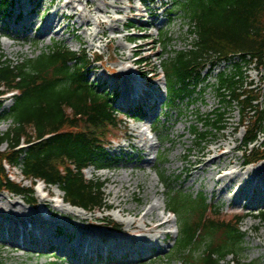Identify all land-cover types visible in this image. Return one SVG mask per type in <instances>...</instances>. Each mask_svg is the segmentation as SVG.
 <instances>
[{
	"label": "trees",
	"instance_id": "trees-1",
	"mask_svg": "<svg viewBox=\"0 0 264 264\" xmlns=\"http://www.w3.org/2000/svg\"><path fill=\"white\" fill-rule=\"evenodd\" d=\"M0 0V15L10 2ZM188 21L194 37L190 49L173 51L164 64L169 83V104L192 97L200 87V73L207 60L232 61L256 67L264 65V0H174ZM170 40L164 36L167 48ZM85 53L55 44L38 55L14 64L0 52V125L10 122L0 133V192L25 196L31 189L12 182L4 164L19 169L31 184L39 180L58 187L65 200L85 211L104 206L103 184L84 179L89 166L103 169L110 163L105 142L119 127L113 109L114 97L99 93L87 81L89 69ZM217 91L223 104L238 106L240 127L245 131L246 161L264 158V151L250 150L264 130V110L259 95L245 86L241 67L235 74L218 76ZM12 96V106L4 111L2 96ZM225 113L209 116L205 133L194 135L200 143L212 131L224 130ZM25 148H19L21 144ZM169 208L181 215V237L176 251L184 264H225L226 258L241 251L243 218L221 217L219 209L197 198L170 192ZM264 225V211L258 217ZM201 253H200V252ZM199 253V256L196 254Z\"/></svg>",
	"mask_w": 264,
	"mask_h": 264
},
{
	"label": "rangeland",
	"instance_id": "rangeland-1",
	"mask_svg": "<svg viewBox=\"0 0 264 264\" xmlns=\"http://www.w3.org/2000/svg\"><path fill=\"white\" fill-rule=\"evenodd\" d=\"M38 1V0H31ZM45 4H51L46 11L42 8L37 9L36 13L32 16H26L27 10L22 4L26 0H14L9 3L7 10L4 14L0 15V52L7 61L18 64L27 61L38 55L39 51H44L48 47H52L55 44H61L68 50L76 53H85L88 57V61L91 62L94 54L101 57V63H97L92 66L89 73L86 74L87 81L91 83L99 93L117 92L122 93L117 85L122 80V74L119 72L118 60L121 52L125 55H130L133 51L140 53L139 56L143 57L145 64L140 66L139 70L145 72H152L158 76L155 84L160 91L164 86L166 77L164 74V64L169 61L170 54L173 51L187 50L191 48L194 42V37L189 35L188 21L185 15L176 8L174 0H75V6L77 10L82 12V8L85 2H92L94 7L99 5L101 12L91 9H85L83 13L87 18L91 15L94 18L92 25L84 30L86 34L81 35V30L72 31L71 26L67 29H63L65 24L52 28V34L48 37H40L41 26L47 20L49 15L55 11L56 0H42ZM141 1V2H140ZM104 2L111 4V8H105ZM130 2V3H129ZM130 6V7H129ZM28 8V7H27ZM137 8L138 12L135 11ZM108 13L104 14V10ZM115 9L119 10V13L115 12ZM12 13H20L22 17L20 19L13 20L14 17L8 16ZM69 13V10H65ZM10 17V18H9ZM32 20V24L24 22V18ZM40 20H42L41 23ZM96 21L104 23L102 31L105 35L101 39H95L93 45L90 47L88 44L90 41V34H95L100 31L96 26ZM118 21V23H117ZM15 22V23H14ZM153 23L152 26H148V23ZM163 24L160 25V23ZM131 24L132 29H126L125 25ZM112 28L118 31L112 32ZM140 28V31H137ZM64 34H60V31ZM13 34H16V38L13 39ZM145 36L146 40L136 41L134 44H128L126 39L128 37ZM166 36L170 41L167 44V48L163 43V37ZM137 40V39H136ZM9 45V46H8ZM90 47V48H89ZM122 47L126 49L121 50ZM136 49V50H134ZM138 49V50H137ZM132 51V52H131ZM132 60H136L132 57ZM237 65L241 67V72L244 76L245 86H249L259 95L258 105L264 110V66L257 68L253 64H243L239 59L232 61L216 62L214 59L207 60L205 62V69L200 75L201 84L195 94L189 99L175 102L172 107L162 106L154 108V112L160 116L156 123H151L155 127V132L148 131V125L143 126L144 121L135 122L123 115L116 114L118 123L120 126L109 133L112 134V138L115 140L108 143V156L111 159L108 169L102 171H96L93 168H89L84 172L86 180H94L99 183H103V195L104 205L111 203V197L107 195V191L114 189L108 181L104 180L103 175L119 174L121 177H125L128 171L132 170L134 174H143L147 183L155 182L158 194L152 195L149 191L148 199L151 202L164 201L168 207V196L172 191L175 193H182L186 196L198 197L200 194L207 200L208 205H212L219 209L221 217L230 219L232 216L238 215L243 217L248 215L249 217L244 219L240 224L241 232L244 234L243 242L240 246L241 251H236V255L230 256L226 259L225 264H264V225L255 219L264 210V205L260 208L252 209L250 204L245 206L243 202V209L238 210L234 207L233 203L228 202L229 196L234 194L236 188L229 187L227 192L223 190L227 189V183L221 181L217 186H214L212 180L217 181L218 175H214L212 180H208V172L212 169L209 167L204 172H198L189 169L188 172L182 171L181 168L174 169L182 164L184 167H188L187 162H179L176 155H184L186 153V147L190 148V153L186 154L189 161L195 158H201V153L206 150H211L214 147L221 145L223 150H228L229 147L238 146V150L235 155L245 162L244 152L241 148V142L244 136V130L240 127L241 116L238 106L235 104L226 105L223 104L219 93L218 76L225 74L228 77L235 74ZM129 64H124L123 67H128ZM113 68V75L109 74L107 70ZM133 71V70H132ZM163 71V72H162ZM134 73V72H133ZM116 76L119 79H108L112 84H108L104 78L108 76ZM111 77V76H110ZM109 77V78H110ZM113 78V77H111ZM111 80V81H110ZM115 80V81H113ZM154 83V81L152 82ZM169 97L167 98L168 101ZM3 110H8L11 102L6 97ZM158 106V105H157ZM158 108V109H157ZM218 111L224 112V131L210 132L203 143H199L198 138L190 133V130L196 128L199 133H204L207 130L209 124L207 119L209 116L216 114ZM141 126L143 130L147 132V136L150 139L151 144L158 147V156L154 163L153 168L147 167L143 164L144 160L154 158V150H146L141 156L137 149L143 145L139 138L132 137V127ZM10 127V122L2 123L0 125V133L6 132ZM141 128V129H142ZM232 133V137L230 136ZM130 137L129 141L126 140ZM264 144V131L259 134L257 145ZM132 144L135 150L128 148L127 145ZM6 145L0 147L1 151H5ZM264 148V147H263ZM138 156L142 158L139 159ZM208 156H203V160ZM135 164V168H131ZM221 164V163H220ZM139 167V168H137ZM245 169H256L258 167H264V160L258 162L255 165L243 166ZM7 173L11 180L18 184H21L24 188L30 187V182L24 181L19 169H9L6 167ZM157 173V174H156ZM197 177L196 181H192L193 177ZM52 193L56 192V187H47ZM38 190L37 185L32 188V195H25L26 199H33ZM57 191H59L57 189ZM143 190L139 191L135 189L134 197L130 199L131 206L136 205L133 201H142ZM62 196V192L60 191ZM20 197L8 194L7 192H0V200L13 201L15 199L20 202ZM26 207H30L25 205ZM68 207V206H67ZM111 215L112 220L121 224L120 219L116 216L114 211H105L104 209L93 212V215ZM59 215V213H58ZM167 219L173 221V224L168 228L179 230L182 223L181 215L176 216L172 214H165ZM58 221L59 218L52 219ZM61 225L65 224L61 221ZM175 222V225H174ZM25 224L29 225L30 222L25 220ZM60 227V226H59ZM79 229V226H77ZM86 227V226H85ZM61 228V227H60ZM88 228V227H87ZM123 228V224H122ZM62 229V228H61ZM167 230V229H166ZM167 230V231H168ZM177 234L171 236L169 244L165 246L161 245L159 251L168 252L157 256V252L150 258L140 259L137 263L133 264H184V256L179 255L176 252L179 247L173 245V242L178 240L180 236L179 231ZM77 232V231H76ZM60 238L64 237V234H57ZM76 235H73V237ZM58 249V247H56ZM200 252V251H199ZM73 252L64 256H59L57 251L51 252H37L36 247L31 246L30 250H21L11 248L3 243H0V264H71V256ZM201 253V252H200ZM200 254L197 253L196 256ZM112 264H128V260L118 261L117 263L112 260ZM104 262V261H102ZM73 264V263H72ZM74 264H79L74 262ZM103 264V263H102Z\"/></svg>",
	"mask_w": 264,
	"mask_h": 264
},
{
	"label": "bare ground",
	"instance_id": "bare-ground-1",
	"mask_svg": "<svg viewBox=\"0 0 264 264\" xmlns=\"http://www.w3.org/2000/svg\"><path fill=\"white\" fill-rule=\"evenodd\" d=\"M74 1L56 0L55 11L52 15H49L44 23L40 20L43 23L40 37L50 36L52 28L61 25L62 22H68L65 24L64 30L71 26L73 32L81 30V35L86 34L84 28L88 29L92 25L91 23L94 21V18L91 15L85 18L83 13L86 11L85 9H91L94 5L92 2H85L81 12L77 10ZM50 4L51 2L45 4L42 0L33 2L26 0L25 4L23 3L22 6H17V8L25 7L28 11L26 16H32L39 8L46 11ZM104 6L105 8L112 7L111 4L105 2ZM67 9L69 13L65 12ZM94 10L101 12L102 9L97 5L94 7ZM135 11L138 12L137 8H135ZM115 12L119 13V10L115 9ZM10 13L8 16L14 17V21L20 14L12 13V11ZM103 13L107 14L108 11L105 9ZM24 22L27 24L33 23L32 20L26 17L24 18ZM152 25L153 23H148V26ZM96 26L100 31L89 35L91 42L88 45L90 47L93 45L92 43L95 39L100 40L105 35V32L102 31L104 23L96 21ZM116 31L118 30L112 28L113 33ZM62 33L64 34L61 29L58 35L60 36ZM15 38L16 34H13V39ZM123 49L126 48L122 47L121 50ZM118 60L120 61L119 72L123 77L119 86L120 90L126 93L122 97V101H124L126 106L141 103L150 111L151 104L148 100H152V95L157 92L158 87L155 84L157 75L154 74L152 79L150 77L145 78V87L149 88L140 89L137 95L134 96L130 94V90H134L138 82H136V75L132 72V68L135 66L134 60H132V53L125 55L121 52ZM124 64H129V66L123 67ZM141 73L143 72H139V75ZM110 76L113 77L111 79H119L116 76ZM153 81L154 83H152ZM158 113L159 111L156 115ZM154 119L155 117L149 119L147 123L151 124ZM131 130L133 133L132 137L139 138L143 145L137 149V152L141 156H143L142 153L147 149L150 151L154 150L156 156L153 159L143 161V164L147 167L153 168L158 155V147L151 144L147 132L141 129L140 126H133ZM230 136L232 137V133ZM129 139L130 137L126 138L128 141ZM127 147L135 150L132 144H128ZM237 150L238 146L223 150L222 146L218 145L211 150L203 151L201 158L189 161L186 154L190 153V148L186 147V153L184 155L177 154L176 157L179 159V162H187L188 167H184L181 164L174 167V169L181 168L182 171L188 172L189 169L194 168L193 170L198 173L212 167L208 172V180H212L214 175L219 176L217 181L212 180L214 186H217L221 181H225L227 189L223 190L224 193L227 192L229 187L236 188L234 194L227 197L229 205L233 203L235 208L241 210L243 209V202H245V206L250 204L255 209L260 208L264 205V167L245 169L243 167L244 161H241L235 155ZM141 156H138V158L141 159ZM203 156L208 157L203 160ZM131 168H135V164ZM103 176L105 181L114 186V189L107 191V195L111 197V203L106 207L110 206L116 212V216L120 219L121 224H123L120 236L109 231L110 225L108 221L112 220L111 215L101 214L96 216L93 213L83 212L76 208L65 207L58 200H55L56 197L50 198L52 195L50 190H45L48 195L47 197L40 194V190L38 189L33 199H26L24 196H21L19 198L20 202H17L15 199L11 202L0 200V243L14 249L18 248L26 251L30 250L31 246L36 247L37 251L43 249L45 251L51 250V252L57 251L59 256H64L65 252L66 254L73 252L71 264H74V262H78L79 264H94L99 261H105L108 255H113L116 258L115 261L128 260V264H133L137 263L139 258L151 257L156 252L157 256L159 253L164 254L162 251H159V248L163 244L167 230L173 224V221L165 217L168 208L164 201L151 202L148 199L149 191L154 196L158 194L156 183H147L143 174L136 175L132 170L128 171L125 177H121L116 173ZM196 180L197 177H193L192 181ZM135 189L139 191L143 190V200L135 201L133 199L136 205L131 206L128 203L134 197ZM58 192L56 189L55 193ZM25 205L30 207H26ZM43 209H46L52 215V219L56 218V215L59 213V220L64 221L65 224L61 225L59 220L46 219L43 215ZM26 219L30 222L29 225L25 224ZM59 226L63 227V230H61V234H64L63 238H60L56 233ZM77 226H79V229ZM175 234H177V231ZM73 235L76 236L73 237ZM131 235L139 236L131 237ZM97 255L101 258L98 261H94Z\"/></svg>",
	"mask_w": 264,
	"mask_h": 264
}]
</instances>
